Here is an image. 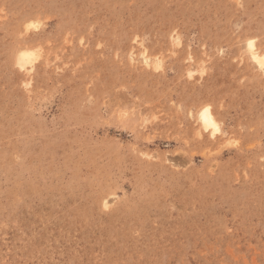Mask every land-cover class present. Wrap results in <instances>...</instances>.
Listing matches in <instances>:
<instances>
[{"label":"rangeland","instance_id":"rangeland-1","mask_svg":"<svg viewBox=\"0 0 264 264\" xmlns=\"http://www.w3.org/2000/svg\"><path fill=\"white\" fill-rule=\"evenodd\" d=\"M249 37L264 0H0V264H264Z\"/></svg>","mask_w":264,"mask_h":264},{"label":"bare ground","instance_id":"bare-ground-1","mask_svg":"<svg viewBox=\"0 0 264 264\" xmlns=\"http://www.w3.org/2000/svg\"><path fill=\"white\" fill-rule=\"evenodd\" d=\"M25 29L28 32L29 30H37L39 28V24L37 21L32 19H25ZM171 39L174 44L178 45L180 43V38L177 34H173ZM140 52H138V58L140 61L145 65H151L153 63L154 68H158L160 66V62L154 61L151 56L148 55V51L145 46L142 45L140 42ZM244 49L246 54L248 55L249 60L252 64L257 68L259 73L264 78V52H262L257 44L256 40L253 37H249L246 39L244 43ZM37 49L31 45L19 46L15 56L16 64L23 68L24 70L30 72L34 66L35 62L38 58ZM133 54H130L132 58ZM192 59L191 56H189ZM194 64V62H192ZM195 65V64H194ZM200 65V64H198ZM197 65V66H198ZM194 71V69L189 70V72ZM197 122L199 125V132L205 131L208 135L212 138L216 137L217 135L221 134V128L217 117L215 116L212 106L210 104H203L201 105L196 111Z\"/></svg>","mask_w":264,"mask_h":264}]
</instances>
